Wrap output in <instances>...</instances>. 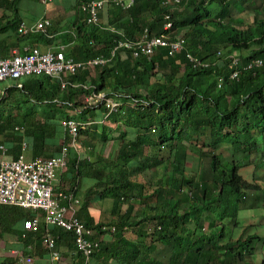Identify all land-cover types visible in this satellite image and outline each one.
I'll return each instance as SVG.
<instances>
[{"label": "trees", "instance_id": "trees-1", "mask_svg": "<svg viewBox=\"0 0 264 264\" xmlns=\"http://www.w3.org/2000/svg\"><path fill=\"white\" fill-rule=\"evenodd\" d=\"M0 1L13 11L12 16L0 17L5 19L0 30L19 33L24 21L17 16L19 0ZM163 1L135 0L120 8L124 22L115 26L103 25L101 19L88 24V32L80 26L86 36H80L81 43L65 54L77 61L103 53L109 56L116 39L138 37L145 28L151 35L163 33L166 13L173 18L172 37L181 33L186 38V47L176 54L160 48L150 57L127 54L122 58L120 51L109 64L63 76L67 82L63 87L59 77L48 74L32 75L25 81L11 79L0 92V161L17 158L23 142L33 152L26 155L28 159L55 157L68 148V164L57 174L64 175L69 187L56 188L57 177L54 198L63 205L77 199L75 216L95 230L88 238L98 246L87 264H165L155 254L156 241L168 244V264H249L257 237L242 233L235 238L228 232L238 227L240 211L253 207L255 199L249 201V192H257L260 185L240 172L247 165L225 157L223 147L227 145L236 157L264 152V64L244 69L252 60L264 59V14L244 1V8L249 5L254 10L253 20L246 23L244 18H233L240 0H180L178 5ZM45 33L19 34L51 43L54 39ZM187 51L209 65L194 67ZM233 58L239 64L230 67ZM233 69L241 71L237 78H231ZM100 92L119 100L121 106L110 111L105 102L83 99ZM58 109L77 113L58 118L52 113ZM90 119L88 127L78 128L76 137L63 124ZM119 124L125 130L115 136ZM89 130L96 138L99 135L97 142L104 147L113 137L120 140L117 153L106 158L98 154ZM191 154L200 162L208 159V170H188ZM250 162L257 167L255 160ZM150 169L157 178L146 192L150 182L134 177ZM258 174L264 181L262 172L252 170V175ZM82 180L90 185L80 197ZM61 191L72 197H60ZM93 202L108 205L110 216L98 221L90 210ZM36 214L43 217L44 211L0 205V237L14 232L22 241L16 249L34 258L29 245L49 252L43 245L48 229L57 237L59 259V247L64 245L83 257V263L77 264H85L86 257L76 250L73 230L45 222L36 231L24 229V221ZM20 220L22 231L16 228ZM134 234L137 240L131 238ZM0 264H19L15 250L1 255Z\"/></svg>", "mask_w": 264, "mask_h": 264}, {"label": "built area", "instance_id": "built-area-1", "mask_svg": "<svg viewBox=\"0 0 264 264\" xmlns=\"http://www.w3.org/2000/svg\"><path fill=\"white\" fill-rule=\"evenodd\" d=\"M47 3L49 0H41ZM135 0H86L80 4V10L85 14V19L89 24L100 23V12L104 6L109 3L118 7L126 8L134 3ZM180 0H164L165 5L178 4ZM167 20L165 30L167 32L160 35H150L149 29L145 28L143 33L135 38L116 39L110 55H97L86 61H77L73 57H68L63 48L42 50L39 47H27L24 52L15 51L11 56H0V83L8 79H20L22 76H32L37 74H48L61 79L62 87L67 82L62 79L65 75L74 74L78 70H85L94 65H106L112 61L115 55L120 51H130L134 57L140 55L151 56L160 48H167L169 54L174 55L181 49L186 47V39L183 36L171 37L169 34L172 20L170 13L165 14ZM50 21L47 19L40 20L31 25H27L25 21L20 23L19 33L26 34L30 31H47ZM187 57L194 67L208 66L209 62H203L197 56L187 51ZM238 64V59L233 58L230 67ZM264 64V59L256 58L252 60L244 69L260 66ZM238 69L231 73V78L239 76ZM88 102L107 103L108 107L114 108L115 102L106 99L104 93L91 94ZM90 99H96L92 101ZM91 122H76L73 120L63 121L67 125L69 132L76 137L78 128H85ZM76 139L73 138L72 144ZM28 144L23 142L22 153L15 159L2 158L0 161V205H15L22 208H30L32 210L44 211L43 217L38 214L35 217L28 218L24 221V229L28 231H36L40 228V223L55 224L68 230H73L76 235V247L86 257V262L93 253L98 242L88 238L95 234L94 229L86 228L80 223L75 216L77 208V199H72L69 205H62L59 199L54 198V185L57 180L58 171H62L67 165L68 148L64 147L58 156L53 157H37L28 159L25 154ZM54 181V182H53ZM60 192V197H72V194ZM25 236V235H24ZM56 236L46 229L43 237V245L49 250L52 260L59 259V252L56 248ZM19 264H30L33 258L26 255L23 251L15 250Z\"/></svg>", "mask_w": 264, "mask_h": 264}, {"label": "crops", "instance_id": "crops-1", "mask_svg": "<svg viewBox=\"0 0 264 264\" xmlns=\"http://www.w3.org/2000/svg\"><path fill=\"white\" fill-rule=\"evenodd\" d=\"M83 1L85 0H49L47 3H43L40 0H19L17 3V7L19 8L17 16L24 20L26 24H33L43 19L49 20L51 23L47 28L46 36L54 40L51 43L46 41V46H41L37 43L40 40L23 37L11 29H1L0 56H11L15 51L24 52L27 47L33 46H37L42 50L63 48L65 53L68 54L75 45L81 43L80 36H86L88 32L85 14L80 10V4ZM12 15L13 11L7 9L6 3L3 4V2L0 1V17ZM100 19L103 25L115 26L119 22H124V14L119 7L110 4L106 5L100 12ZM66 20H68V23L65 22ZM4 23L5 19H0V26L4 25ZM80 26H82V29H86L87 32L81 33L79 31ZM109 29L113 30L112 27ZM124 57H126V55L123 54L122 58ZM27 150L26 155L32 156V149L29 147ZM63 176H58V180L55 183L56 188L65 189L69 187V183ZM88 185H90V183ZM88 185L85 183V180L81 181L80 197L82 196L81 192H83ZM107 206L108 205L102 202L92 203L90 210L92 214L98 218V221L107 219L110 216L106 212ZM16 228L21 231L23 230L22 220L18 221ZM106 236H110V234L108 233ZM21 246L22 241L14 232L4 233L2 237H0V249L2 248L4 250V252L0 251V256L9 252V249L14 251L17 250L16 248H21ZM29 248H31L32 251H30V253L34 257L33 264H77L78 262L83 263L84 261L83 257L79 256L73 248L69 249L64 245L59 247L61 258L58 261H52L49 252L43 248L41 249L36 246L32 247L31 245H29ZM90 263L98 264L95 262L93 263V261Z\"/></svg>", "mask_w": 264, "mask_h": 264}, {"label": "rangeland", "instance_id": "rangeland-1", "mask_svg": "<svg viewBox=\"0 0 264 264\" xmlns=\"http://www.w3.org/2000/svg\"><path fill=\"white\" fill-rule=\"evenodd\" d=\"M244 1H247L248 3H250V5L252 6L253 9H256L258 12H261L264 14V0H240L238 2H240V5H238V3L235 5L238 8H234L233 9V18L237 19L238 17L244 18L246 20V23L248 21H252L253 20V14H254V10L252 8H250L249 5H246L248 7L244 8L245 5H242ZM238 12H242L241 14ZM65 22L68 23V20H66ZM180 35V34H179ZM39 45L41 46H46L45 42L43 41H39L37 42ZM29 78V76H22L19 81H25ZM14 80V79H12ZM11 81V79L0 83V91H4L6 86L8 85V83ZM56 86V85H54ZM1 95V94H0ZM89 97V96H88ZM83 99H88L86 96H83ZM82 99V100H83ZM92 101H97L96 99H90ZM90 102V101H89ZM93 103V102H90ZM3 104V103H2ZM121 106V105H120ZM70 112L71 115H75V113H77L76 111H66L65 109H58L53 111V115H55L58 118H61L63 116L68 115ZM100 118H103L105 115L103 114V112H100ZM93 119H90V121H92ZM108 123V124H107ZM106 124L110 127V122L107 121ZM120 126V131H116V133H114L115 136H117L119 134V132H124V125L123 124H119ZM94 130V129H93ZM93 130H89L91 133V138L90 140L95 142V146H97V152L98 154H103V156L109 157L111 155H114L117 153V149H118V145L120 140H116V138L113 137V139L111 141H109L107 143V145L104 147L102 146V144H99L98 138L99 135H96L98 138L95 137V133ZM99 132V131H98ZM110 134V133H109ZM96 138V139H93ZM81 142V141H80ZM82 144V143H81ZM80 145L79 141L77 146ZM93 147L89 146V149ZM224 152L226 154V158L232 160L233 158H235V160L237 162H239L240 164H244L247 165V168H244L243 170H241L240 172L250 181V182H257L260 185V189L257 192H249V201H255L253 202V207L249 208V209H242L239 213V220H238V227L235 228L234 230L228 232L229 235L237 238L239 237L242 233H244V237H247L248 235H255L257 238L256 241V252L255 254L248 258V262L249 264H263L264 263V181L260 179V175H252V170L256 168V171L258 172H262V178H264V152L260 151V152H256V153H241L238 157L235 156V154H231L230 149L227 147H223ZM83 150L86 152V154L88 153V149L87 148H83ZM88 155L92 156L91 152L88 153ZM250 160H255L257 167H255L254 164H252L250 162ZM207 162L208 159H204L203 161L200 162L199 157L191 154L189 156V162H188V170H199L200 168L207 169L208 170V166H207ZM262 162V163H261ZM258 166L259 169H258ZM162 169V168H161ZM163 171V170H162ZM157 178V175L155 174V172L150 169L148 171H146L145 173H141L139 175H135L134 179L136 180H140L142 182L145 181H149L150 184H147V191H150L152 189L153 184L155 183V179ZM256 197H260L258 200H256ZM138 208V206H137ZM133 234V233H132ZM130 235V234H129ZM136 235V234H134ZM132 239H136L138 238V236H133L131 237ZM211 240L214 241L215 237L212 236ZM157 242V251H155L156 256L158 258H163L164 259V263L168 264V244H165L161 241H156ZM158 249H160V251H158ZM0 251L4 252V250L1 248ZM11 251V249H10ZM9 251V252H10ZM163 254L165 256H163ZM30 264H33L30 263ZM242 264H245V262H243Z\"/></svg>", "mask_w": 264, "mask_h": 264}, {"label": "clouds", "instance_id": "clouds-1", "mask_svg": "<svg viewBox=\"0 0 264 264\" xmlns=\"http://www.w3.org/2000/svg\"><path fill=\"white\" fill-rule=\"evenodd\" d=\"M85 1H86V0H85ZM83 2H84V1H83ZM179 3H180V2H179ZM179 3H178V4H179ZM178 4H175V5H178ZM106 5H110V4L107 3ZM106 5H105V6H106ZM105 6H104V8H105ZM115 7H118V6H115ZM104 8H103V9H104ZM119 8L124 9V8H122V7H119ZM103 9H102V10H103ZM166 14H167V13H166ZM170 15H171V13H170ZM85 20H86V19H85ZM171 20H172V23H173V18H172V16H171ZM164 21H165V22H164V25H163V29L165 30V24H166V22H167V20L165 19V15H164ZM86 22H87V21H86ZM87 24H89V23H87ZM170 28H171V29H170V31H169V34L171 35L172 29H173V24H172V26H171ZM165 32H167V31L165 30L163 33H165ZM161 34H162V33H161ZM150 35H151V34H150ZM153 35H160V34H153ZM178 36H182L181 33H180V35H177L176 37H178ZM171 37H172V35H171ZM183 37H184V36H183ZM174 38H175V37H174ZM185 39H186V38H185ZM33 47H34V46H33ZM36 47H37V46H36ZM40 49H41V48H40ZM57 50H58V49H57ZM158 50H159V49H158ZM158 50H157V51H158ZM64 52H65V50H64ZM123 54L127 56V54H131V52H130V51H124V50H123V51H122V55H123ZM131 55H132V54H131ZM132 56H133V55H132ZM140 56H141V55H140ZM140 56H139V57H140ZM146 56H147V55H146ZM133 57H134V56H133ZM149 57H150V56H149ZM111 62H112V61H111ZM111 62H109V63H111ZM109 63H108V64H109ZM220 83H222V81H221ZM100 93H104V94H105V92H100ZM105 95H106V94H105ZM106 99H109L110 101L116 103V106H115L114 108H112V107H108V106H107V103H106V101H105V105L109 108L110 111H114V110H116V108L119 107V106L121 105V103L119 102V100H115V99H112V98H108L107 96H106ZM132 106H133V105H132ZM89 122H92V121H89ZM90 124H91V123H90Z\"/></svg>", "mask_w": 264, "mask_h": 264}, {"label": "bare ground", "instance_id": "bare-ground-1", "mask_svg": "<svg viewBox=\"0 0 264 264\" xmlns=\"http://www.w3.org/2000/svg\"><path fill=\"white\" fill-rule=\"evenodd\" d=\"M20 26V25H19ZM46 34V33H45ZM176 37V36H175ZM52 48V47H51ZM219 53V52H218ZM103 55H104V53H103ZM105 56H107V55H105ZM115 57V56H114ZM221 57V56H220ZM260 58V57H259ZM200 59V58H199ZM202 60H203V58H202ZM252 60V59H251ZM190 61V60H189ZM239 64V63H238ZM203 67V66H202ZM254 68H256V67H254ZM234 70V69H233ZM232 70V71H233ZM231 71V72H232ZM237 78V77H236ZM9 80V79H8ZM64 80V79H63ZM21 127V126H20ZM22 128V127H21ZM25 129V128H24ZM24 131V130H23ZM73 136V135H72ZM1 146V145H0ZM7 150V149H6ZM6 155V154H5ZM9 156V155H8ZM4 157H6V156H4ZM68 158V157H67ZM68 164V163H67ZM55 186V185H54ZM55 188V187H54ZM75 192V191H74ZM69 193V192H68ZM55 195V194H54ZM74 195V194H73ZM76 195V194H75ZM59 196V195H58ZM57 197V196H56ZM73 199H74V197H73ZM62 204V203H61ZM63 205V204H62ZM65 205V204H64ZM80 210V209H79ZM78 212V211H77ZM77 250V249H76ZM79 252V251H78ZM83 255V254H82ZM51 258V257H50Z\"/></svg>", "mask_w": 264, "mask_h": 264}]
</instances>
